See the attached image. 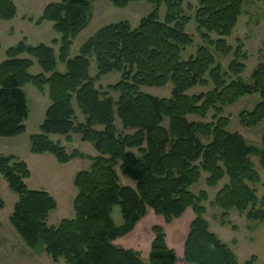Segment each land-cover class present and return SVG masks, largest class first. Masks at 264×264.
<instances>
[{
	"label": "trees",
	"instance_id": "1",
	"mask_svg": "<svg viewBox=\"0 0 264 264\" xmlns=\"http://www.w3.org/2000/svg\"><path fill=\"white\" fill-rule=\"evenodd\" d=\"M108 1L122 8L139 0ZM146 1L153 10L137 29L131 30L127 23L109 25L86 42L80 56L67 61L70 40L91 18V3L62 0L48 5L42 20L52 22L54 30L62 35L60 60L66 62L64 75L57 72L55 53L47 45L28 47L20 43L5 52L6 60L0 64V138H15L26 131L29 107L24 86L32 84L41 92L47 87L50 105L39 134L31 138V152L51 154L60 164L74 158L92 161L90 170L75 179L78 190L75 219L63 220L57 228H50L47 219L56 209L54 198L47 192L28 189L26 180L30 174L24 163L0 157V174L18 198L10 224L27 248L43 247L54 262L64 259L68 264H145L138 253L116 248L113 242L131 233L147 209L170 224L191 208L195 218L183 246L185 262L238 264L234 253L209 231L202 217L201 202L207 200L206 193L195 196L189 189L198 182L201 172L208 174L209 187L227 177L229 184L211 206L222 210L223 218L231 210H237L246 213L248 221L264 224V201L258 200L251 188L260 179L251 158L258 155L264 169V137L262 149L258 150L249 146L240 134L225 131L224 119L216 125H207L189 122L186 117L204 118L210 110L217 114L221 111L219 105L223 107L240 97L259 93L261 104L242 123L255 126L264 121V64L254 71L249 85L237 81L228 86L223 79L226 75L206 48H200L190 62H180V49L191 43L184 30L182 1ZM243 1L197 0L198 31L222 57L230 52L223 38L230 36ZM162 7L166 13L160 21ZM15 11L10 1L0 0L1 20H12ZM210 33L217 34L219 39L211 41ZM23 55L36 61L40 75H28L32 61L22 58ZM91 61L98 68L94 78L88 75ZM241 70L237 62L230 66L235 74ZM113 71L124 73L122 83L109 89L120 94L118 102L95 87L101 76ZM206 75L215 90L185 97L187 90L207 85ZM169 81L173 83L170 100L137 92L138 86L163 87ZM73 103L83 122L78 121ZM165 117L170 119L168 130L161 126ZM116 118L122 131L115 126ZM129 130L133 133H125ZM72 135L91 143L99 156L69 153L60 142L50 139L59 136L70 142ZM117 162L135 188L119 184L114 168ZM115 207L120 210V226L112 219ZM0 208H3L1 199ZM154 230L148 264H175V253L167 247L162 230ZM244 264H255V259Z\"/></svg>",
	"mask_w": 264,
	"mask_h": 264
},
{
	"label": "rangeland",
	"instance_id": "2",
	"mask_svg": "<svg viewBox=\"0 0 264 264\" xmlns=\"http://www.w3.org/2000/svg\"><path fill=\"white\" fill-rule=\"evenodd\" d=\"M16 11L12 20L0 19V64L6 60L5 52L18 44L23 43L28 47H35L44 44L50 47L57 59V72L61 75L66 73V62L60 60L62 35L54 30V24L42 20V15L48 5L60 3L62 0H8ZM91 3V18L86 27L81 30L75 38L70 40L67 60H73L80 56L82 47L94 37L101 29L119 23H127L131 30L137 29L140 21L147 17L153 7L146 0L131 2L119 8L108 0H88ZM182 16L185 19V32L190 36L191 43L180 49V62L188 63L193 60L200 48H206L214 57L215 64L221 67L224 82L230 85L232 82H242L249 85L251 77L257 67L264 64V1L244 0L240 6V13L236 23L227 38H223L230 48L227 57L217 53L210 43L206 42L198 31L196 10L199 8L197 0H181ZM166 13L162 7L159 13L160 21L164 20ZM211 41L219 39L217 34L210 33ZM237 55L235 56V52ZM22 58L32 61L28 70L29 76H38L41 70L36 61L27 55ZM242 67L241 73L235 74L230 71L232 63ZM88 75L94 78L98 75L97 64L90 62ZM134 75V74H133ZM48 77V76H47ZM124 73L122 71L109 72L99 78L95 83L96 89L106 93L113 101L118 102L120 94L109 90L117 84L122 83ZM207 85H197L184 93L185 97L191 98L201 94L211 93L215 90L211 80L204 77ZM128 83H132L129 80ZM29 107V114L25 121L26 131L23 135L15 138H0V157L13 158L15 161L24 163L29 171L30 177L26 185L32 191H44L56 201V209L48 215L47 226L57 228L63 220H74V203L78 196L75 187V179L82 172L90 170L92 161L81 158H74L66 164L57 162L54 156L48 153L33 154L31 152V138L39 134V127L43 121L46 109L50 105L48 88L39 91L32 84H26L23 88ZM173 83L169 81L163 87L138 86L139 95H150L161 100H170L172 96ZM262 102L259 93H253L237 99L234 103L219 105L220 112L217 114L210 110L206 117L188 115L186 119L192 123L216 125L219 120H226L224 128L229 133L240 134L249 146L258 150L262 149L264 137V121L255 126H246L242 119H248L246 115ZM78 121L83 122L84 118L73 103ZM115 126L122 131V126L116 118ZM165 130L169 129L170 119L165 117L161 125ZM132 134L131 130L126 131ZM52 142H60L67 152L77 151L90 158L98 157L93 145L84 142L79 135H72L70 142L64 137L51 136ZM136 156L139 154L132 151ZM254 171L259 176V183L251 186L255 190L258 200L264 201V169L260 164V157L255 155L251 158ZM121 186L135 188L131 181L121 170L120 162L114 166ZM208 174L201 172L197 183L190 187V192L199 196L206 193L207 200L201 202L204 208L203 219L208 224V229L223 244L234 253L238 264H244L250 259H255V264H264V224L250 222L246 219V213H239L231 210L226 218H223V211L211 206L217 194L229 184V179L224 177L216 186L209 187L207 184ZM0 199L3 208H0V264H68L64 259L54 260L47 255L45 249L40 247L31 250L26 247L23 240L12 228L9 218L13 212L17 196L9 189L5 179L0 174ZM195 218L191 208L179 218L166 224L161 216H157L152 210L147 209L146 215L136 224L128 235L113 242L116 248L132 250L138 253L145 264H148V255L151 244L155 239V228L162 230L166 245L175 253V264H188L183 258V246L188 235L190 224ZM112 219L116 226L122 225L120 210L113 209Z\"/></svg>",
	"mask_w": 264,
	"mask_h": 264
}]
</instances>
